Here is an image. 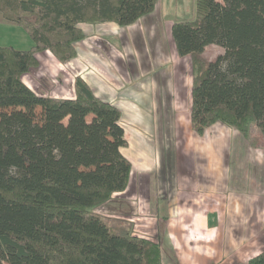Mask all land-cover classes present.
<instances>
[{"label": "trees", "instance_id": "1", "mask_svg": "<svg viewBox=\"0 0 264 264\" xmlns=\"http://www.w3.org/2000/svg\"><path fill=\"white\" fill-rule=\"evenodd\" d=\"M156 1L0 0L2 17L32 41L0 45V264H163L157 241L93 210L131 178L118 107L80 76L73 97L22 81L38 52L71 59L80 23L127 26ZM171 35L177 54L191 58L192 130L221 123L248 137L254 125L264 136V0H195L194 18L173 22ZM210 44L224 51L205 60ZM262 208L264 228V196ZM247 264H264V249Z\"/></svg>", "mask_w": 264, "mask_h": 264}, {"label": "rangeland", "instance_id": "2", "mask_svg": "<svg viewBox=\"0 0 264 264\" xmlns=\"http://www.w3.org/2000/svg\"><path fill=\"white\" fill-rule=\"evenodd\" d=\"M156 2L154 11L127 26L111 21L79 24L86 34L75 42V55L59 66V60L51 53L52 64L46 67L47 71H39L49 72L45 73L48 79L43 81L46 86L57 85L56 78L62 74L67 84L80 72L97 96L118 107L119 123L127 140L121 151L131 162V178L124 191L114 193L93 210L103 218L130 222L134 235L160 244L163 264H177L173 246L178 244L171 241L169 246L168 239L160 241L157 236L160 233L157 225L161 230L164 228L165 212L178 207L185 208L183 211L196 210L197 206L207 208L210 200L197 195L210 185L209 177L208 181L205 177L207 172L216 185L230 172L231 184L239 186V179L246 190L256 187L262 193L264 136L254 125L248 137H244L218 123L209 127L204 137H197L200 135L192 130L190 121L191 58L175 53L171 35L174 20L194 18L195 0ZM223 51L219 45L210 44L201 55L211 60ZM35 112L38 116L40 111ZM236 161H240L238 166ZM229 162L231 166L236 164L233 173L226 166ZM150 213L155 219H149L148 229L149 222L144 217H151ZM183 223L187 221H180L178 228L172 230L174 235H184L183 245L190 242L187 253L194 260H187L188 264H213L216 259L208 253L226 250L222 247V237L221 241L213 242L205 238L197 240L193 228ZM254 224L256 221L252 220L249 226ZM251 227L247 230L249 236L251 232H259L258 226L255 230ZM255 240H251L254 243L247 257L259 247L260 240L258 237Z\"/></svg>", "mask_w": 264, "mask_h": 264}, {"label": "crops", "instance_id": "3", "mask_svg": "<svg viewBox=\"0 0 264 264\" xmlns=\"http://www.w3.org/2000/svg\"><path fill=\"white\" fill-rule=\"evenodd\" d=\"M171 22L172 21H170V23ZM83 32L85 35L86 32L85 31ZM0 34H2V36L0 35V45H5V46L11 45L19 49H25L32 45V41L30 37L22 29V27L18 26L12 21L4 19L1 14H0ZM173 47L175 50V46ZM175 53L177 54L176 50ZM76 56L78 57V55ZM36 57L38 60V66L35 68H31L28 72L23 74L22 81L27 86H29L34 92L38 94L52 96V97H73L75 96L74 81H73L74 77L80 76L86 81V79L84 78L85 76L84 77L82 76L83 74L81 75L80 72H76L72 80H69V82H67L68 80L66 79L67 84H65L64 82L65 78L64 75L62 74L61 76L57 75L58 76L56 78L57 79L56 82L58 83L57 85L51 84V86L50 85L46 86L43 84V81L47 78L45 77V73L48 74L49 72L39 71V69H43L47 71L46 67L49 64H52L51 61L52 59H54V56L51 54L50 51L45 50L38 52L36 54ZM57 63L59 66L64 65L60 61H57ZM54 75L55 72H52L53 77H55ZM86 83L90 86V84L87 81ZM216 124L218 123H215L212 126ZM209 129L210 128H207L202 135L197 137L198 138H200L201 136L204 137ZM207 162L209 163L208 167H210L211 166L210 162L209 161ZM207 162L204 165V167L207 166ZM239 163L240 161H236L237 166L239 165ZM231 164L232 162H229L226 166L230 167L231 172L233 173L232 168L236 167L235 166L236 164L235 165L233 164L232 166ZM209 175L210 174L207 172L205 174V177L207 181L209 177V181H211L210 185L205 187L206 191L197 194L198 196L199 195L202 196L204 200L209 199L210 200V202L208 203L209 206L207 208H203V207L199 208V206H197L196 210L190 209L189 211H183V209L185 208H180V207L170 208L165 212L166 215L164 217H166V222L163 230H161L160 226L157 225V231H160V233H158L157 236L160 239V241L164 238L168 239L169 246L172 245L170 244L171 241H175L178 244L176 246H173V251L176 257L175 258L176 263L188 264L189 262L194 260V258H192L191 256L189 257L187 253L186 246L190 242L186 241V243L183 245L184 235H179V234L174 235L172 230L174 227L178 228V223H180V221H187V223H183V225H186V227L193 228V237L197 240L201 238H205V240H209L210 242H213L215 240H218L220 237H222V241L220 239L219 240L222 243V247H225L226 250L220 251V253L216 251H214L213 253H208V255H211V258L216 259V261H214L213 264H247L246 260H248L251 255L255 256L264 249V228L262 227V211H263L262 199L264 196V191L262 193L257 192L258 190L256 189V187H254L255 188L254 191L252 190L254 188H250L249 190H246L247 188L243 187V184L239 181V179H238V184H240L239 186L238 185L235 186L231 184L233 183V179L231 178L230 172L221 181V184L219 183L217 185L215 184V179L212 178L213 176L212 175L209 176ZM224 182L230 183L229 184L230 186L226 185ZM195 204L198 205L197 203ZM202 204H204V202ZM183 213L186 214L183 215ZM187 214H190L191 216ZM149 216L151 217H147V216L144 217L148 222L150 221L149 220L150 218L152 220L155 219L152 213H150ZM180 216H182L183 218L181 219ZM252 220L256 221V225L254 224L252 226L253 229L255 230V226H258L259 232L258 233L251 232L249 236L247 230L248 231L250 230L251 226H249V224L250 222H252ZM147 224H148L147 227L149 229L151 223L149 222ZM256 237H258V239L260 240L259 247L257 246L258 248L256 247V249H254V252L251 255H248L247 257V253L248 252L251 253L253 246L252 243H254L251 242V240L254 241ZM180 247L182 248L181 253L179 251ZM177 250L179 253L177 252ZM187 260L190 261L187 262Z\"/></svg>", "mask_w": 264, "mask_h": 264}]
</instances>
